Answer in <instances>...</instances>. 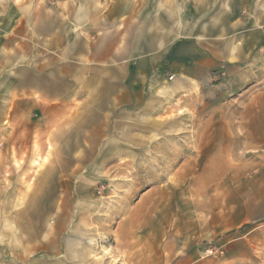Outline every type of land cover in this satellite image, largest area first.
<instances>
[{
    "label": "rangeland",
    "instance_id": "374dc122",
    "mask_svg": "<svg viewBox=\"0 0 264 264\" xmlns=\"http://www.w3.org/2000/svg\"><path fill=\"white\" fill-rule=\"evenodd\" d=\"M0 264H264V0H0Z\"/></svg>",
    "mask_w": 264,
    "mask_h": 264
},
{
    "label": "crops",
    "instance_id": "0c3cea01",
    "mask_svg": "<svg viewBox=\"0 0 264 264\" xmlns=\"http://www.w3.org/2000/svg\"><path fill=\"white\" fill-rule=\"evenodd\" d=\"M171 19V18H170ZM184 22V21H183ZM148 30V29H147ZM149 31H152V28L150 27ZM173 33V32H172ZM197 35V33L195 34ZM194 35V36H195ZM172 37H170L171 39L174 37V35H171ZM183 38L185 37H189L186 35H182ZM197 36H195L196 38ZM212 37V36H211ZM155 37H152L151 40L154 41ZM168 39V37H167ZM182 48L179 49H170L168 48L166 50L165 54H153L155 52V50H152L150 53L151 55L149 57H147L146 61H143V65L147 66L144 69V72H147L146 74L148 75V73H150L153 70L159 69L163 59H168V63L166 62V69H168L169 72H176L177 74L183 75L185 78L183 79H179L177 78L176 81H174L173 83H171L170 85V89L174 90V91H180V90H185L188 87L192 86V83H196L198 84V86L201 87V82H203L204 80H206V76H207V72H208V63L209 62H216V60H208L206 59V57L209 55H207V52H203L206 57H200L199 55V51L196 50V53L194 54H189V52L187 54H184V52H182ZM200 50V49H199ZM201 52V51H200ZM212 55V54H211ZM137 68V67H136ZM179 77V76H178ZM188 80V81H184V80ZM136 85L137 88L140 89H147L148 88H152V86L150 85V83L147 81L146 78H141L140 81L137 80L136 81ZM163 90L168 91V86L167 85H163ZM151 93V91H150ZM126 108L128 107V105H136L135 102V98L132 96H127L126 97ZM24 124V128H25V133H26V126L25 123ZM45 130L48 129V127H50L52 125V123H47L44 122L42 124ZM44 130V133H45ZM75 144V143H74ZM72 143V145H74Z\"/></svg>",
    "mask_w": 264,
    "mask_h": 264
},
{
    "label": "built area",
    "instance_id": "2783aa9c",
    "mask_svg": "<svg viewBox=\"0 0 264 264\" xmlns=\"http://www.w3.org/2000/svg\"><path fill=\"white\" fill-rule=\"evenodd\" d=\"M168 79H169V80H172V77H169Z\"/></svg>",
    "mask_w": 264,
    "mask_h": 264
},
{
    "label": "bare ground",
    "instance_id": "6f19581e",
    "mask_svg": "<svg viewBox=\"0 0 264 264\" xmlns=\"http://www.w3.org/2000/svg\"><path fill=\"white\" fill-rule=\"evenodd\" d=\"M173 78V77H172ZM169 80V79H168Z\"/></svg>",
    "mask_w": 264,
    "mask_h": 264
}]
</instances>
